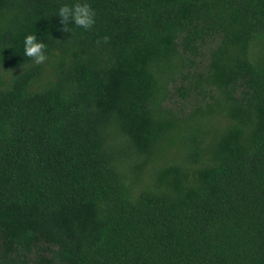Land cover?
I'll use <instances>...</instances> for the list:
<instances>
[{"label":"trees","instance_id":"obj_1","mask_svg":"<svg viewBox=\"0 0 264 264\" xmlns=\"http://www.w3.org/2000/svg\"><path fill=\"white\" fill-rule=\"evenodd\" d=\"M77 2L0 0V264H264V0Z\"/></svg>","mask_w":264,"mask_h":264},{"label":"clouds","instance_id":"obj_2","mask_svg":"<svg viewBox=\"0 0 264 264\" xmlns=\"http://www.w3.org/2000/svg\"><path fill=\"white\" fill-rule=\"evenodd\" d=\"M57 16L60 18L62 31L70 32L69 24H74L77 27L85 30H90L95 24V12L91 5L86 2H77L75 4H63L59 7ZM108 37H103L104 42L108 41ZM99 43V41H97ZM24 55L31 58L36 65L42 64L47 60L45 54L46 45L38 40L37 35L28 34L24 41Z\"/></svg>","mask_w":264,"mask_h":264}]
</instances>
